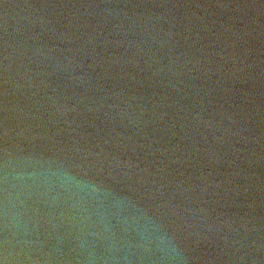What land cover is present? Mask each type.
Instances as JSON below:
<instances>
[{"label":"water","instance_id":"95a60500","mask_svg":"<svg viewBox=\"0 0 264 264\" xmlns=\"http://www.w3.org/2000/svg\"><path fill=\"white\" fill-rule=\"evenodd\" d=\"M0 264H264V0H0Z\"/></svg>","mask_w":264,"mask_h":264}]
</instances>
